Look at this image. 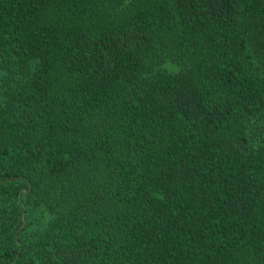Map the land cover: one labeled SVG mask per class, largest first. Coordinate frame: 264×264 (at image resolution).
<instances>
[{
	"label": "trees",
	"instance_id": "1",
	"mask_svg": "<svg viewBox=\"0 0 264 264\" xmlns=\"http://www.w3.org/2000/svg\"><path fill=\"white\" fill-rule=\"evenodd\" d=\"M0 264H264V0H0Z\"/></svg>",
	"mask_w": 264,
	"mask_h": 264
},
{
	"label": "rangeland",
	"instance_id": "2",
	"mask_svg": "<svg viewBox=\"0 0 264 264\" xmlns=\"http://www.w3.org/2000/svg\"><path fill=\"white\" fill-rule=\"evenodd\" d=\"M160 68L166 71H176L180 68V64H178L173 60L168 59L160 66Z\"/></svg>",
	"mask_w": 264,
	"mask_h": 264
}]
</instances>
